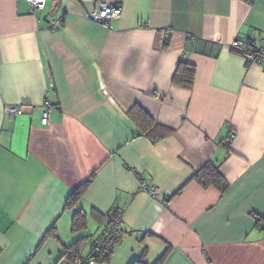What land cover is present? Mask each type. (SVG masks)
<instances>
[{
    "label": "crops",
    "instance_id": "1",
    "mask_svg": "<svg viewBox=\"0 0 264 264\" xmlns=\"http://www.w3.org/2000/svg\"><path fill=\"white\" fill-rule=\"evenodd\" d=\"M101 1L33 11L0 0V264H57L83 237L76 212L94 237L113 210L124 228L105 264L144 250L149 264L165 252L163 264H264V67L231 47L264 49V0H105L122 6L113 30L86 18ZM182 60L196 66L191 88L172 82ZM10 106L26 112L8 116ZM136 106L165 138L139 135ZM209 162L223 193L190 181Z\"/></svg>",
    "mask_w": 264,
    "mask_h": 264
},
{
    "label": "trees",
    "instance_id": "2",
    "mask_svg": "<svg viewBox=\"0 0 264 264\" xmlns=\"http://www.w3.org/2000/svg\"><path fill=\"white\" fill-rule=\"evenodd\" d=\"M196 66L189 62L180 61L176 72L173 77V84L180 85L182 88H191L195 81ZM130 115L133 117L134 122L137 123L139 135L147 136L152 139H163L167 136L170 129L164 125L155 123L154 119L148 114L147 111L143 110L141 107H134ZM232 134L229 135V137ZM228 137V138H229ZM236 137V136H235ZM226 138V140L228 139ZM226 143V142H225ZM228 145L230 143H227ZM93 175L87 182L82 184L79 188L75 189L74 192L69 196L66 203L65 209H73L77 205V202L82 198L87 187L92 183L94 179ZM197 181L203 188L207 189L209 187H215L221 193L225 192L228 187V182L226 181L224 175L220 170V166L209 162L202 166L200 169L196 170L190 181ZM172 196L166 199V202L171 199ZM87 230V218L86 214L82 211L76 212L72 219V231L77 233H82ZM56 237V227L53 226L45 236L46 238ZM93 237L83 236L69 246L63 247V252L60 260L57 264H87L88 250L86 254L83 255L84 248L88 242L90 246ZM89 246V247H90ZM169 249V248H168ZM1 252V250H0ZM113 251L108 253L99 263L107 262L110 260ZM167 252L160 256L152 264H163ZM146 250H144L142 256L132 264H149L145 261Z\"/></svg>",
    "mask_w": 264,
    "mask_h": 264
},
{
    "label": "built area",
    "instance_id": "3",
    "mask_svg": "<svg viewBox=\"0 0 264 264\" xmlns=\"http://www.w3.org/2000/svg\"><path fill=\"white\" fill-rule=\"evenodd\" d=\"M33 11H42L46 8L47 0H25ZM122 6L118 2L101 1L98 10L86 14V18L90 21L101 23L113 30L114 23L120 19ZM62 24L61 19L51 23L53 29H58ZM170 31L164 32L166 42L169 41ZM232 49L240 54L246 61L264 67V49L260 48L254 42H246L236 40L231 45ZM47 111L45 112L42 123L48 125L50 123L51 103L46 101ZM26 112L24 106L6 107L5 113L8 116H18ZM235 135H231L226 143H232ZM143 188L152 196H156V189L150 185L144 184ZM108 222L102 227L101 231L93 237L91 246L88 249L87 264H98L108 253L114 252V249L120 244L123 234V218L122 213L115 210L111 211L108 216Z\"/></svg>",
    "mask_w": 264,
    "mask_h": 264
},
{
    "label": "rangeland",
    "instance_id": "4",
    "mask_svg": "<svg viewBox=\"0 0 264 264\" xmlns=\"http://www.w3.org/2000/svg\"><path fill=\"white\" fill-rule=\"evenodd\" d=\"M86 233H87V232H82L81 235L84 236V235H86ZM81 235H80V236H81ZM118 245H120V244H118ZM98 264H105V263H98ZM106 264H107V263H106Z\"/></svg>",
    "mask_w": 264,
    "mask_h": 264
}]
</instances>
